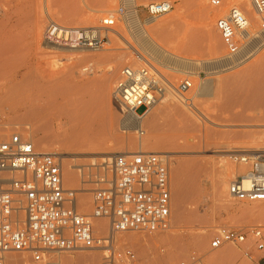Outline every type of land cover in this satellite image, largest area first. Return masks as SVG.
I'll return each instance as SVG.
<instances>
[{
  "label": "rangeland",
  "instance_id": "1",
  "mask_svg": "<svg viewBox=\"0 0 264 264\" xmlns=\"http://www.w3.org/2000/svg\"><path fill=\"white\" fill-rule=\"evenodd\" d=\"M99 1H104L105 5L111 3L112 9L102 13L103 16L91 24L71 23L70 20L81 17L83 11L66 15L59 9L60 6L56 0H10L9 5L5 6L10 9L11 15L10 17L4 13L0 15L3 20L0 22V48L3 47L6 54L14 55L16 51L21 52L17 58L10 61V65L0 68V130L10 128L9 134L1 137L0 142L18 134L24 139L32 141L40 151L63 152V156H58V159L62 164L65 185L69 188L84 189L87 180L91 184L87 188L90 189L89 191L84 190V193L82 191L79 194V211L87 214L93 210V189L107 186L101 182V179L111 181L114 177L112 159L107 163V156L103 155L105 151L111 150L114 153H120L142 150L170 153L171 157H167V161L172 197L171 227L165 231L154 233L142 231L120 233L116 237L117 248L129 247L133 249L142 264H180L181 261L191 257L200 259L202 263L214 264L209 260V256L217 253L227 254L225 264H256L263 253L257 251L249 242L227 243L214 250L210 247L212 238L220 228L260 226L264 231V215L260 216V212H255L252 216L241 213L244 209L254 206H261L264 209L263 203H248L232 196L228 198L229 203H225L218 199L215 192V185L227 163L234 169L236 176L247 171L249 166L234 162L233 155L239 153L224 156L222 153L213 151L225 150L229 146L235 148L236 145L242 146V144L247 146L262 144L264 141V94L259 98V102L254 108L244 110V115L237 124H248L246 127L236 126L235 122H230L227 119L240 110L236 105L225 104L222 99L213 95L196 97L193 95L196 86L203 82L211 81L213 87L216 88L223 80L228 81L231 75L253 64L264 67V33L259 34L253 41L250 55L238 63L230 64L219 61L216 57L218 55L212 47L213 41L219 40L222 45L220 55L224 57L226 48L216 29L215 22L218 16L224 15L230 7L236 5L242 10L243 7L247 9L249 15L247 17H251L249 30L253 34L257 33L261 27L260 16L257 15L258 20L256 21L252 3L250 6L243 2L244 0H225L224 6L221 8H216L211 5L210 0H205L209 9L206 12L202 9L199 0H172V11L155 21L144 22V24L150 27V25L157 24L160 20L174 16L180 11V15L176 16V21L171 24L172 26L170 25L166 31L157 36V39H160L166 48L173 49L183 57L184 65H180L182 62H175L159 55L153 56L148 49L144 51L145 47L142 49V42L137 39V28L133 25L132 20L130 22L128 20L132 19L133 4L130 1ZM150 1L153 0H138V10L142 17L145 15L144 7L147 5L145 2ZM180 2H183V6ZM178 6L184 9L178 10ZM120 9H123V14L119 13ZM110 15H113V19L115 18L114 24L103 27L102 18L106 19ZM39 19L41 21L43 19L44 23L42 22L43 27L41 26L38 30L36 22ZM211 19L214 20L212 27L209 26ZM52 21L67 27L93 28L97 32L98 38L100 30H103L101 38L104 48L84 46L71 51L69 50L71 48L59 47L51 43L49 45L44 40V32ZM39 36H43L41 40H39ZM101 53L106 54L103 59L87 58L90 54ZM38 54L40 55L38 56ZM143 57L149 59L175 86L185 79H189L192 86L185 97H179L174 92H167L164 99L152 107L144 117L142 127L145 133L142 135L137 131L138 127L134 120L127 121L126 117H129L127 110L115 97L114 90L119 71L126 66L141 65ZM36 65L43 68L45 80L40 101L31 105L28 90L30 91L32 86L23 84L18 79L21 91L12 92L11 88L15 80L11 74L16 70L24 72L31 67L35 69ZM84 67L89 69L82 72ZM87 81H94L98 84L108 83L107 102L111 100L112 106L105 110L101 108L99 113L103 114L100 118L102 123L96 124L89 134L83 135L84 138L97 137L101 142V147L97 152H94L95 154H76L73 142L65 140L73 134L71 121L57 105L55 106L51 102L60 103L77 94ZM96 89L95 87L93 90L85 92L84 96L93 98L100 95ZM43 104H46L48 108L45 112L41 110V115L30 120L26 119V121L21 119L20 115H26L34 106L43 107ZM175 107L179 110H176ZM143 110L140 108L139 113ZM181 110L189 112L198 122L192 120L191 116H186ZM50 137L59 138L51 141ZM115 137L117 138L115 139ZM43 138L47 140L44 141ZM141 141L144 143L143 149L139 146ZM224 146L226 147L224 148ZM112 157L113 155H111ZM70 161L75 166L74 170L79 178V183L75 185L65 181L63 163ZM179 172L180 177L177 176ZM178 178L186 183L187 188L192 192L183 201L181 210L177 208L174 197L175 183ZM85 197L89 200L88 205L81 203ZM99 222L105 225L103 226L101 223L103 228L100 229L102 235H105L108 231V220H97L96 227L99 226ZM199 236H205L201 247H197L195 244ZM246 252H249L254 260L246 256ZM78 253L90 254L93 257L79 262L77 260ZM105 255L104 250L97 248L76 251L49 250L44 253V260L35 262L31 253L15 252L9 255L7 263L12 264L15 259L18 264H107Z\"/></svg>",
  "mask_w": 264,
  "mask_h": 264
},
{
  "label": "built area",
  "instance_id": "2",
  "mask_svg": "<svg viewBox=\"0 0 264 264\" xmlns=\"http://www.w3.org/2000/svg\"><path fill=\"white\" fill-rule=\"evenodd\" d=\"M221 8L225 0H210ZM253 8L262 24L257 33L249 30L244 11L233 6L215 22L226 48L223 61L238 63L250 55L253 41L264 33V0H253ZM145 19L153 21L173 9L172 0H153L144 7ZM119 13L123 14V9ZM113 15L102 25L114 24ZM51 31L61 32L63 42L103 47V39L93 28L67 27L52 21ZM65 38V39H63ZM192 82L185 79L175 86L158 68L143 57L142 64L126 66L119 71L114 95L145 133L142 121L167 92L185 97ZM143 112L139 113V109ZM234 162L249 169L229 184V194L237 200L264 204V152L233 155ZM114 177L92 191L93 210L79 211L82 189L69 188L63 180L62 164L53 152L38 150L32 141L14 134L0 142V264H7L11 253L29 252L35 262L44 260L49 250L76 251L97 248L106 252L107 264H142L129 248L118 249L116 237L126 231L154 233L171 227L172 197L167 155L137 151L115 153L112 157ZM99 219L108 220L107 233L96 227ZM100 230V231H99ZM251 243L263 253L256 264H264V231L250 228H220L210 247L219 249L227 243ZM251 260L249 252L245 253ZM180 264H208L191 257Z\"/></svg>",
  "mask_w": 264,
  "mask_h": 264
},
{
  "label": "bare ground",
  "instance_id": "3",
  "mask_svg": "<svg viewBox=\"0 0 264 264\" xmlns=\"http://www.w3.org/2000/svg\"><path fill=\"white\" fill-rule=\"evenodd\" d=\"M12 1H14V0H12ZM127 1H130L131 4H133V8L131 11V18L132 19H128V20H129V22H130V20H132L133 25H135V27L137 28V31H138L137 35L138 36L137 35L136 36L138 37L137 39H139L142 42V45H141L142 49L145 47L144 51H146V49H148V51H150V53H152L153 56L159 55L162 58L164 57V58H167V59L175 61V62H179V63L182 62V63H180V65L183 64L184 63L183 57H181L179 54L174 52L173 49L170 50L169 47L166 48L164 46V44L160 41V39H157V36H159L163 31H166V29L172 23H174L176 21V16L180 15V11L178 14H176L174 16H169L163 20H160L159 22H157V24L155 23L154 25H152V26L150 25V27H148L149 25L146 26L147 24L145 25L144 22L147 23L150 20L145 19L144 16L142 17L140 11L138 10V5H139L138 0H127ZM199 1H200V5H201L202 9L205 10V12L208 11L209 9L207 7L206 1L205 0H199ZM9 2H10V0H0V15H2V13H4V14H6L7 17H10V15H11L10 9L5 7L6 5H9ZM243 2L248 3L251 6V3L253 2V0H244ZM56 3L60 6L59 9L66 15H70L71 13L76 12V11H78V12H81V10L83 11V15L81 17L70 20V22L73 24H83V23H90L91 24V23H94V21L96 19H98L100 16H103V15H101L102 13L104 14V12H106L107 10L110 11L112 9L111 3H108L107 5H105L104 1H99V0H56ZM182 3H181V6H183ZM145 4H147V3L145 2ZM40 5H41V3H40ZM181 6H178L179 7L178 10L184 9V8H181ZM243 8H244L243 9L244 13L246 14V16L249 17V15L247 14V12H248L247 9L245 7H243ZM252 8H253V5H252ZM229 9H228V11H229ZM253 12H254V14H253L254 19L257 21L258 18H257V14L255 13L254 8H253ZM129 15H130V12H129ZM40 16H42V15H40ZM110 16H112V15H110ZM250 18H248L249 22H250ZM104 19L105 18H102V21ZM106 19H107V17H106ZM8 20H10V19H8ZM153 21H155V20H153ZM213 21H214L213 19H211L209 21V26H211V27L213 26ZM0 22H3V20L1 19V16H0ZM42 22L44 23L43 19H42V21H41V19H39L36 22V29L39 30V28L43 25ZM148 23H150V22H148ZM87 28H89V27H87ZM40 32L42 33L41 30H40ZM102 33H103V30L102 31L100 30V32H99L100 37H101ZM96 34H97V32H96ZM61 36H64L61 34V32H59L58 30L51 31L49 29V27H47L46 31L44 32V37H45L44 40H46L49 43V45L51 43V44H55L59 47H64V48H68V49L71 48V49H69L71 51H74L75 50L74 48H77V47H84V46L90 47L91 45H93V44H87V45H83V46L72 45V44L63 42L60 39ZM42 37L43 36H41L39 40H41ZM63 39H65V38H63ZM215 39H217V38H215ZM39 43H40V41H39ZM51 47H52V45H51ZM212 47L214 48L215 53L218 55V56H216L217 59L219 61H223V55H222V57L220 55V53L222 51V45L219 42V40H214L212 43ZM55 48H56V46H55ZM94 48L100 49V47H94ZM212 51H213V49H212ZM20 52L21 51H16L14 53V55L13 54H6L7 53L6 50L3 49V47H1L0 48V68H5L8 65H10V63H11L10 61L13 58H17V56ZM39 55L40 54H38V56ZM105 55H106L105 53L90 54L87 56V58L88 59L89 58L90 59H93V58L94 59H103L105 57ZM142 56H144V55H142ZM41 60H43V58ZM186 63H188V62H186ZM88 69H89L88 67L87 68L84 67L82 69V72L87 71ZM33 74L35 76H32ZM12 76L14 77V80H15V83L13 84V86L11 88L12 92L21 91L20 82L18 81V79H20L23 84H26L28 86H32L31 90L30 91L28 90V92H29L28 98L32 102L31 105H34L36 102L40 101V98H41L40 96L42 94L43 82L45 80V78L43 77V68L42 67L37 66L35 69H32V67H31L29 69H26V71H24V72H22L20 70H16L15 72H12L11 77ZM95 87L97 88L96 90L100 92V95L93 97V98H87L84 96L85 92L91 91ZM107 87H108V83L98 84L94 81H87V83L84 85V87L81 88L77 94L72 95V96L64 99L60 103L51 102L53 105H55V106L57 105L59 107V109L62 111V113L65 114L66 116H68L70 121H71V128H72L71 131L73 134L69 138L65 137L66 138L65 140L73 142V148L76 149V151H75L76 154L77 153L78 154H89V153L93 154L94 152H97L98 148L101 147V142L97 137L91 138L90 136H88V137L84 138L83 135H85L86 133L89 134L96 124L102 123V119H100V118H102L103 114H100L99 110L101 108H103L105 110V109L109 108V106L110 107L112 106L111 100L107 102V95H106V88ZM196 87L197 88L195 89V93H194L193 97L203 96V95H213L214 97H217L218 99H222L225 104L236 105V107L240 110H238L235 115H232V116L228 117L227 119L230 122H233V123L235 122L236 126L246 127V126H248V124H242V123L237 124V123L240 121V119L244 115V112H245L244 110H249V109L254 108L256 106V104H258L259 98H261L262 95L264 94V67H261L258 64H253L250 67H247V68L243 69L242 71H240L234 75H231L230 78L228 79V81L223 80V82L221 84H218V86L216 88L213 87V83H211V81L203 82L200 85H197ZM231 96H232V98H231ZM47 108H48V106L46 104H43V107H40V106L35 107L34 106L28 111V113L26 115H20V117H21V119H25V121H26V119L30 120L32 118H35V117L41 115V110H43V112H45V110H47ZM175 109L179 110L177 107H175ZM181 111L186 116H189V117L191 116L192 120L198 122L186 110H181ZM128 116L129 117H126V119L128 118L127 121L131 120V119L134 120L131 115L128 114ZM23 122H24V120H23ZM125 122H126V120H125ZM9 129H7V128L3 129L2 128V130H0V138L5 136L6 134L8 135ZM38 130H39V128H38ZM245 132L249 133L248 131H245ZM57 138H59V137H50L49 140L53 141V140H56ZM116 138L117 137H115V139ZM47 139H48V136H47ZM47 139H44V141H46ZM263 142H262V144H258V145H254V146H252V145L247 146V145H243V144H242V146L236 145L235 148H233L232 146L225 148L226 146H224L225 150H218V151H213V152L222 153L224 156L225 155L229 156L232 153H240V152L259 153V152H264V143ZM139 146L141 149H143L144 143L141 141L139 143ZM236 148H240V149L237 150ZM139 151H142V150H139ZM151 152L163 153V152H158V151H151ZM53 153H56L58 156H61V157L64 154L63 152L62 153L53 152ZM120 153H126L127 154V153H133V152H120ZM252 153H249V154H252ZM114 154L115 153L111 150L105 151V153H103V155L107 156V159H108L107 163H109V160L112 159L111 155H114ZM163 154H166L168 158L171 157L170 153H163ZM63 167H64V172H65V181L68 184H72V185L79 183V178H78V176L74 170L75 166L73 165V163L71 161L65 162V163H63ZM177 176L180 177V172H179V175L177 174ZM235 176H236V173H235L234 169H232L227 163V165H225L223 167L221 174H220V177H219V179L215 185V190H216L215 192H216V195H217L219 200L224 201L225 203H229L228 198H229V196L231 197V195L229 194V184H230L232 178L233 177L235 178ZM90 185L91 184L87 180L85 185H84V189H82L83 193H84V190L85 191L90 190V189H87V188H89ZM187 187L188 186L186 185V183L182 182L180 178L177 179V181L175 183L174 197L176 200V206L180 210L182 209L181 206H182L183 201L185 199H187L189 197V195L192 193L190 191V189H188ZM79 203H80V198H79ZM81 203H83V205H88L89 200H87V198L85 197V199H83V201L81 200ZM255 212H260L259 213V214H261L260 216L264 215V209L261 206H254V207L249 208V209H244L241 213H243V215H249L250 214L252 216L253 213H255ZM99 223L100 224H99V226L97 225V228L102 229L103 228L102 224H103V226H105V225L102 222H99ZM204 240H205V236H199L195 242L196 246L201 247L203 245ZM91 256L92 255L86 254V253H78L77 254V260L79 262H81V261L87 260ZM226 257H227V254L217 253L214 255H210L209 260L212 261V263L214 262V264H225V258ZM19 259H21V258H19ZM12 264H18L17 260L14 259L12 261ZM98 264H101V263H98Z\"/></svg>",
  "mask_w": 264,
  "mask_h": 264
}]
</instances>
